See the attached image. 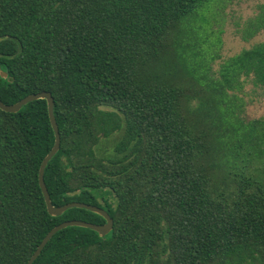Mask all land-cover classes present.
Listing matches in <instances>:
<instances>
[{
    "label": "trees",
    "instance_id": "16d2710c",
    "mask_svg": "<svg viewBox=\"0 0 264 264\" xmlns=\"http://www.w3.org/2000/svg\"><path fill=\"white\" fill-rule=\"evenodd\" d=\"M211 1L0 0V100H54L52 205L113 220L58 230L32 264H264V118L244 123L225 95L240 76L264 90V41L217 80L178 72L184 22ZM261 30L264 3L243 27ZM53 142L46 99L0 108V264H26L63 221H106L47 211Z\"/></svg>",
    "mask_w": 264,
    "mask_h": 264
},
{
    "label": "rangeland",
    "instance_id": "374dc122",
    "mask_svg": "<svg viewBox=\"0 0 264 264\" xmlns=\"http://www.w3.org/2000/svg\"><path fill=\"white\" fill-rule=\"evenodd\" d=\"M262 3L264 0H212L189 16L184 22L187 29L179 37L180 46L188 45L186 50L180 46L177 50L179 74L183 76L185 70H203L208 79L217 80L220 78L218 71L226 59L264 41V30L252 37L244 36L243 31L244 22L257 13L258 5ZM168 58L164 56V61L167 62ZM233 86L225 95L235 106L240 119L246 123L264 118V90L252 79L244 80L242 76ZM259 163L256 161L254 165Z\"/></svg>",
    "mask_w": 264,
    "mask_h": 264
},
{
    "label": "water",
    "instance_id": "95a60500",
    "mask_svg": "<svg viewBox=\"0 0 264 264\" xmlns=\"http://www.w3.org/2000/svg\"><path fill=\"white\" fill-rule=\"evenodd\" d=\"M0 76L5 77L6 74L1 70L0 68ZM44 98L47 101V108H48V116L49 120L51 123V126L54 131V142L48 153L43 157L40 167H39V172H38V181H39V186L41 188V191L43 193L47 211L51 215H60L62 212H64L66 209L70 207H82L89 209L91 211L97 212L105 218V223L103 224H93L87 221L79 220V219H71V220H66L63 221L54 227H52L42 238L36 249L33 251L29 259L27 260L26 264H32L33 261L37 258V256L40 254L42 249L44 248L45 244L48 242V240L52 237L54 233H56L58 230L70 226V225H78V226H84V227H89L95 231H97L101 236L106 235L109 231H111L112 226H113V220L109 216L106 210L92 204L84 203V202H77V201H72L65 203L60 206H54L52 205L49 197V193L47 190V187L44 183V178H43V173H44V168L47 164V162L51 159V157L57 152L60 146V134L58 130V125L56 123L54 113H53V106H54V100L50 92L48 91H40L37 93H31L17 102L13 104H5L0 100V108L4 111L8 112H16L18 111L24 104L28 103L29 101L35 100V99H40Z\"/></svg>",
    "mask_w": 264,
    "mask_h": 264
}]
</instances>
